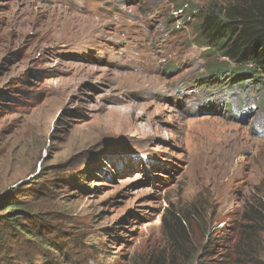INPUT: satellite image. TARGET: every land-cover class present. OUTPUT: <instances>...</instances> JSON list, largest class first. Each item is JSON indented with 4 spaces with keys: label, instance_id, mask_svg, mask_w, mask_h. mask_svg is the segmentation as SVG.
Returning a JSON list of instances; mask_svg holds the SVG:
<instances>
[{
    "label": "rangeland",
    "instance_id": "obj_1",
    "mask_svg": "<svg viewBox=\"0 0 264 264\" xmlns=\"http://www.w3.org/2000/svg\"><path fill=\"white\" fill-rule=\"evenodd\" d=\"M208 1L0 0V196L51 216L62 263L145 262L171 205L202 208L211 261L250 242L264 84L204 81L188 10Z\"/></svg>",
    "mask_w": 264,
    "mask_h": 264
},
{
    "label": "trees",
    "instance_id": "obj_2",
    "mask_svg": "<svg viewBox=\"0 0 264 264\" xmlns=\"http://www.w3.org/2000/svg\"><path fill=\"white\" fill-rule=\"evenodd\" d=\"M188 12L194 18L195 41L208 49L210 80L204 81H230L225 83L230 88L264 84V0H210ZM16 194L11 191L0 196V264H57L56 260L64 264L51 216ZM206 218L194 203L181 208L171 205L162 223L169 249L151 250L145 262L133 260L130 264H241L264 229V200L252 204L245 215L244 232L250 242L237 247L236 256L227 263L209 260L211 246L202 243L204 236L210 237ZM198 233L202 241H198Z\"/></svg>",
    "mask_w": 264,
    "mask_h": 264
}]
</instances>
